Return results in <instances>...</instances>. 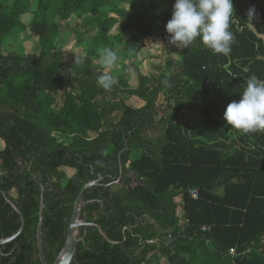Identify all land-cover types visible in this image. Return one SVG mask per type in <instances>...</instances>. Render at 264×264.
<instances>
[{"label":"trees","instance_id":"1","mask_svg":"<svg viewBox=\"0 0 264 264\" xmlns=\"http://www.w3.org/2000/svg\"><path fill=\"white\" fill-rule=\"evenodd\" d=\"M121 1L131 9L103 11ZM174 2L0 0V238L21 225L12 204L25 217L0 246V264H41L43 187L52 264L91 180L82 218L117 243L82 227L72 264H264V132L235 135L223 118L252 75L264 79V0H233L228 55L200 38L172 49L165 25ZM32 38L36 54L8 49ZM88 45L116 51L123 69L107 70L111 91L97 83L103 65L68 68L69 53ZM146 60L161 63L143 73ZM176 108L199 110L201 125L169 117Z\"/></svg>","mask_w":264,"mask_h":264},{"label":"clouds","instance_id":"2","mask_svg":"<svg viewBox=\"0 0 264 264\" xmlns=\"http://www.w3.org/2000/svg\"><path fill=\"white\" fill-rule=\"evenodd\" d=\"M255 8H249L247 15L253 18ZM233 0H175L171 19L165 25L169 42L180 49L200 38L214 54L228 55L235 37L232 26L236 24ZM119 57L116 51L103 49L105 71L97 83L111 91L117 83L107 71L114 68ZM227 125L247 133L264 132V79L252 75L239 101L228 104L224 113Z\"/></svg>","mask_w":264,"mask_h":264},{"label":"rangeland","instance_id":"3","mask_svg":"<svg viewBox=\"0 0 264 264\" xmlns=\"http://www.w3.org/2000/svg\"><path fill=\"white\" fill-rule=\"evenodd\" d=\"M119 0H116V2ZM131 6L122 2L117 5L106 6L103 8V11L107 12L111 15H117L121 11H129ZM171 48L175 49V51H181L182 49L178 48L176 45L171 44ZM10 51L22 52L25 56L30 54H36L39 52V45L37 41L32 39H27L24 41L17 40L14 41L11 45L8 46ZM121 60V59H120ZM158 63H161L159 60H146L143 65H141V70L143 73H146L153 69ZM101 64L103 65V50L94 47L92 45H88L86 47H75L70 53L68 57V68L74 72L87 70L90 67H94V65ZM104 66V65H103ZM122 66L118 60L117 65L113 68V73H119L122 71ZM128 103L133 106H140L143 102L139 99H129ZM175 113L179 119L189 122L197 127L201 124V115L199 110H181L176 108L175 111L168 112V116L172 117ZM235 135L238 133L237 129L233 130ZM238 135V134H237ZM165 140L156 139L155 144L157 148L161 149L164 145Z\"/></svg>","mask_w":264,"mask_h":264},{"label":"water","instance_id":"4","mask_svg":"<svg viewBox=\"0 0 264 264\" xmlns=\"http://www.w3.org/2000/svg\"><path fill=\"white\" fill-rule=\"evenodd\" d=\"M121 173H122V167H121ZM98 184V180H91L83 185L81 188L77 199L74 204L72 217L70 219V222L68 224V230H67V237L64 243V246L62 247L59 254L56 256L55 260L52 264H72L76 253H77V247L81 240L80 238V229L82 227L86 226H94L98 229L99 233L108 241L112 243H117V241H114L110 239L107 234L104 232L103 228L96 222H87L82 218V210L83 206L85 204L83 196L85 191L93 186ZM44 187L42 188V194L40 198V207H39V219L37 224V231H36V239H37V250H38V257L40 259L41 264H50L45 251H44V240H43V223H44V211H45V203H44ZM14 210L18 213L21 220V225L17 232L12 234L11 236L0 238V246L6 243L11 242L14 240L24 229L25 226V217L21 210L15 205L12 204Z\"/></svg>","mask_w":264,"mask_h":264},{"label":"built area","instance_id":"5","mask_svg":"<svg viewBox=\"0 0 264 264\" xmlns=\"http://www.w3.org/2000/svg\"><path fill=\"white\" fill-rule=\"evenodd\" d=\"M191 195L194 197V198H197L198 197V191L196 190V189H192L191 190ZM206 229H209L207 226H203V230H206ZM230 253L232 254V255H234L235 254V249L234 248H232V249H230Z\"/></svg>","mask_w":264,"mask_h":264}]
</instances>
